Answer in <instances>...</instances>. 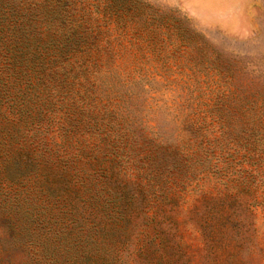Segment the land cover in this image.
I'll use <instances>...</instances> for the list:
<instances>
[{
  "label": "rangeland",
  "instance_id": "rangeland-1",
  "mask_svg": "<svg viewBox=\"0 0 264 264\" xmlns=\"http://www.w3.org/2000/svg\"><path fill=\"white\" fill-rule=\"evenodd\" d=\"M115 4L0 0V264H264V0Z\"/></svg>",
  "mask_w": 264,
  "mask_h": 264
},
{
  "label": "trees",
  "instance_id": "trees-1",
  "mask_svg": "<svg viewBox=\"0 0 264 264\" xmlns=\"http://www.w3.org/2000/svg\"><path fill=\"white\" fill-rule=\"evenodd\" d=\"M136 0L132 2V0H116V4L114 7L110 8L112 11L114 8L116 18L118 23L121 26L126 25L127 18H132L135 15L143 16L144 26L150 24L154 27H162L167 23V19L164 14L158 13L155 9H153L148 4L136 5ZM128 19V21H129ZM90 34L85 32V35L79 34V37L84 36L86 39Z\"/></svg>",
  "mask_w": 264,
  "mask_h": 264
}]
</instances>
